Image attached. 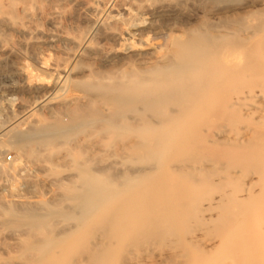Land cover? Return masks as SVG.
Here are the masks:
<instances>
[{
    "label": "bare ground",
    "instance_id": "1",
    "mask_svg": "<svg viewBox=\"0 0 264 264\" xmlns=\"http://www.w3.org/2000/svg\"><path fill=\"white\" fill-rule=\"evenodd\" d=\"M243 1L0 0L40 94L0 126V264H264V11L191 12Z\"/></svg>",
    "mask_w": 264,
    "mask_h": 264
},
{
    "label": "rangeland",
    "instance_id": "2",
    "mask_svg": "<svg viewBox=\"0 0 264 264\" xmlns=\"http://www.w3.org/2000/svg\"><path fill=\"white\" fill-rule=\"evenodd\" d=\"M234 8L235 9H232L231 11H223L221 13L212 14L209 13V10L206 9V6H202L201 8H192L191 12L194 18H209L216 21L222 18L223 21L224 19L236 18L239 15L252 11H264V0H244L240 4L235 5ZM3 31L4 30L0 28V42H3L1 39ZM1 54L2 53H0V105L2 109L0 110V126L9 125L10 120L14 115V111L17 112L18 104L21 103V101H29L40 95L35 94L34 96L16 89L20 84L23 83V79L17 75L11 74V61L8 59L6 60V58H4ZM2 58H4V60ZM13 148L14 147L8 148L9 150H7L4 155L2 154L0 159L7 163H13L18 160L20 154L16 148ZM0 191L2 193L5 192V190Z\"/></svg>",
    "mask_w": 264,
    "mask_h": 264
}]
</instances>
